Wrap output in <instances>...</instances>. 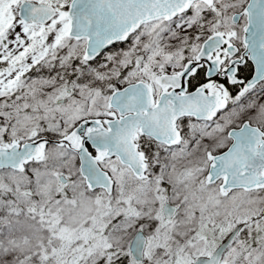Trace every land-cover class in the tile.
Returning <instances> with one entry per match:
<instances>
[{
  "label": "snow or ice",
  "instance_id": "1",
  "mask_svg": "<svg viewBox=\"0 0 264 264\" xmlns=\"http://www.w3.org/2000/svg\"><path fill=\"white\" fill-rule=\"evenodd\" d=\"M0 264H264V0H0Z\"/></svg>",
  "mask_w": 264,
  "mask_h": 264
}]
</instances>
